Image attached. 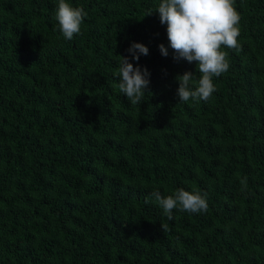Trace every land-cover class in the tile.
<instances>
[{
  "label": "trees",
  "instance_id": "1",
  "mask_svg": "<svg viewBox=\"0 0 264 264\" xmlns=\"http://www.w3.org/2000/svg\"><path fill=\"white\" fill-rule=\"evenodd\" d=\"M66 2L87 13L71 40L57 0H0V264H264V0H235L240 51L188 102L160 0ZM117 55L150 73L141 104ZM178 188L207 211L168 221L150 193Z\"/></svg>",
  "mask_w": 264,
  "mask_h": 264
},
{
  "label": "clouds",
  "instance_id": "2",
  "mask_svg": "<svg viewBox=\"0 0 264 264\" xmlns=\"http://www.w3.org/2000/svg\"><path fill=\"white\" fill-rule=\"evenodd\" d=\"M159 14L162 25H167L168 46L173 50V59H185L196 62L198 78L192 72L178 74L177 97L179 102L208 101L217 90L213 83L229 69L227 52L223 48L240 51L239 23L240 14L235 8V0H160L154 10ZM87 13L80 7H73L66 0H57L54 20L58 30L66 40L81 33V25ZM161 54L168 56V48L159 45ZM148 48L133 42L127 49L132 60L139 61L141 55H148ZM118 67L114 74L119 80V90L132 105L141 104L149 89L150 73L130 62L129 56L117 55ZM151 202L162 209L168 221L173 219V210L202 213L208 208L206 194L178 188L173 194L165 195L159 189L151 193ZM149 201L146 200V203ZM161 228L167 231L168 225L161 222Z\"/></svg>",
  "mask_w": 264,
  "mask_h": 264
}]
</instances>
